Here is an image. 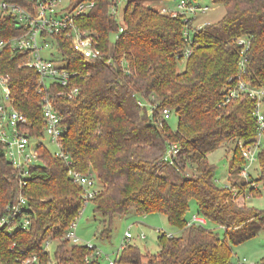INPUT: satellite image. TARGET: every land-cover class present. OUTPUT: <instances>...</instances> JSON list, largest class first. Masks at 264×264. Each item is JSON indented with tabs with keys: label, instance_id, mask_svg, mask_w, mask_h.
<instances>
[{
	"label": "trees",
	"instance_id": "trees-1",
	"mask_svg": "<svg viewBox=\"0 0 264 264\" xmlns=\"http://www.w3.org/2000/svg\"><path fill=\"white\" fill-rule=\"evenodd\" d=\"M11 1L30 7L27 0ZM71 1L73 7L94 2L76 23L97 40L102 58L86 63L71 42L55 38L67 56L65 67L83 74L77 79L79 95L56 98L55 105L65 127L63 148L73 167L102 185L92 200L94 212L103 217L101 238L111 237L116 215L161 213L176 235L160 233L159 251L147 264H231L233 247L264 230V212L239 207L232 194L255 182L261 188L250 192L264 193V142L258 152V176L250 173V180L241 176L246 160L238 147L240 142L245 146L255 142V102L243 92L224 103L239 79L241 38L248 43L242 79L251 87L264 86V0H212L226 13L195 29L183 70L178 66L188 42L182 16L162 14L146 4L155 0H127L121 25L111 14L112 0ZM121 26L124 31L112 42ZM23 32L24 25L14 17L0 19V37ZM28 58L27 53L1 52L0 74L10 77L13 104L29 119L30 135L37 138L43 136L45 121L39 77L25 65ZM144 101L150 102L151 112L140 106ZM164 110L178 116L175 130L163 118ZM229 143L230 185L221 188L209 154ZM174 144L179 146L175 156L168 154ZM36 148L40 162L31 167L24 187L19 171L0 150V213L22 193L27 198L24 213L30 216L27 229L0 228V264L29 257H37L30 264H101L87 245L65 238L82 208L81 187L69 177L61 158L46 145ZM192 200L197 213L223 234L208 226H187ZM46 241L56 242L53 257ZM115 261L142 264L140 248L128 243ZM258 264H264V257Z\"/></svg>",
	"mask_w": 264,
	"mask_h": 264
},
{
	"label": "built area",
	"instance_id": "built-area-1",
	"mask_svg": "<svg viewBox=\"0 0 264 264\" xmlns=\"http://www.w3.org/2000/svg\"><path fill=\"white\" fill-rule=\"evenodd\" d=\"M27 1L30 3V7L11 0H0V19L4 16H12L21 25H24L23 33L10 38L0 37V53L10 50L11 53L29 54L25 65L35 69L38 74V91L42 95L40 104L45 125L43 127V136L39 137V140H37L38 137H31L29 119L13 104L9 85L10 77L0 74V150L9 163L19 171L20 186L24 187L32 176L31 167L40 162L36 146L45 145L41 139L46 135L49 141L56 144L58 150L54 155L61 158L68 166V175L81 187V197L83 199L80 213L72 221L65 238L74 244H83L77 236L78 219L99 190L94 176L86 175L76 170L73 167L71 156L63 148L65 127L62 124V116L56 108L55 99L59 97L72 99L78 96L80 87L77 85V79L83 78V74L78 70L71 71L65 67L68 63L67 56L59 49L55 38L58 37L63 42H71L73 50L81 55L86 63L95 64L98 59H101L102 51L98 47L97 40L76 23V17L87 14L93 8L94 2H83L76 7L72 6L68 9L58 10L60 0ZM162 2H165V4L158 8L160 13L171 17H183V22L185 23L183 35L188 42V46L182 53L181 58L186 60L192 53L193 32L198 28L193 27L195 17L199 12H206L208 7L196 5L191 0H165ZM169 2L170 5L168 4ZM119 4V0H112L111 14L122 25V16L119 15L118 10ZM123 31L124 28L121 26L119 31L113 33L115 34V39H118ZM238 42L244 45L239 79L228 90L224 103L237 98L243 92H247L255 102L254 116L258 129L255 142L252 146H245L241 142L239 144L243 148V156L246 160L241 176L249 179L250 168L255 162H258V152L264 142V86L251 87L242 79L247 62L248 43L244 38L239 39ZM50 45H54L60 52V58H56L53 52L50 53V57L43 55V49ZM55 58L59 59L55 60ZM110 62L108 61V63ZM55 88L59 89L55 90ZM162 116L167 120L170 117V110H164ZM178 152L179 146L172 145L168 154L175 156ZM235 196L238 197V194ZM26 207L27 198L21 193L16 202L10 203L5 208V211L0 213V228L7 227L9 231H12L20 226L22 229H27L30 225V216L24 213ZM207 224V219L197 213L190 218L187 225L207 226ZM158 232L159 234L165 233L168 237L176 235L174 232ZM131 238V233L127 231L120 248L121 251ZM83 245H87L92 250V257H97V253L94 254L93 251L94 245L89 243ZM45 247L49 249L50 241H46ZM33 261H37V257L22 259L16 264H30ZM243 262H245V259L242 260L241 264ZM110 264L117 263L116 261H110Z\"/></svg>",
	"mask_w": 264,
	"mask_h": 264
},
{
	"label": "rangeland",
	"instance_id": "rangeland-1",
	"mask_svg": "<svg viewBox=\"0 0 264 264\" xmlns=\"http://www.w3.org/2000/svg\"><path fill=\"white\" fill-rule=\"evenodd\" d=\"M162 1L165 0H155L146 4H152L158 9L165 4V2ZM119 2V15L122 16V10L126 5L127 0H119ZM194 2L196 5L201 7H208L206 12H199L196 15L193 22V27L195 28L207 23L217 22L221 20L226 13L224 6L215 4L212 0H194ZM73 3L74 2L71 0H60L58 10L71 8ZM168 4L170 5V2ZM115 40V34H113L111 36V41L114 42ZM51 52L54 53L56 58L61 57L60 52L54 45L45 47L42 51L45 57H50ZM56 58L55 60L59 59ZM178 67L180 70H183L185 68V60H181ZM144 105L148 106L150 109V102L144 101L143 103H140V106L144 107ZM167 122L171 129L175 130L177 128L178 116L175 114V111H170V117L167 119ZM39 137L41 136H38L37 140H39ZM41 140L48 147L51 153L55 154L57 152L58 149L56 144L49 141L46 135ZM238 147H240L243 153V148L239 144ZM232 149L233 144L229 143L228 145H224L209 154V161L215 166V183L221 188H226L230 185L229 177L231 173L229 164ZM257 170L258 162H255L250 168V173L256 178L258 176ZM189 172H191V170H189ZM97 186L98 190L102 187L101 183H97ZM250 188H255L257 190L258 188H261V184L258 182H255L254 184L250 183L249 187L247 186L246 188L240 190H233L232 194L235 203L239 207L246 206L247 208L264 211V193L261 196H254V194L250 192ZM234 194H238V197ZM195 214H197V204L195 200H192L187 216L192 217ZM102 220L103 217L94 212L93 203L90 202L80 215L77 227V236L80 239V242L83 244L89 243L95 246L93 251L94 254L97 253V258L101 264H110V261L118 259L121 252L120 248L122 247L127 231L132 235V238L128 241V243L135 244L140 248L142 253V264H147L149 256L151 254H156L159 251L158 231L175 233L174 229L169 224L167 217L161 213H152L148 215H136L134 213H129L128 215L123 216L116 215L113 219L111 237L108 239L101 238L100 231L102 229ZM207 226L210 229H215L220 234H223V230L218 226L213 224H208ZM55 246L56 242H52L49 247L52 257L54 256L53 252ZM262 257H264V230H262L254 238L233 247L231 264H241L243 259H245L243 264H258Z\"/></svg>",
	"mask_w": 264,
	"mask_h": 264
},
{
	"label": "crops",
	"instance_id": "crops-1",
	"mask_svg": "<svg viewBox=\"0 0 264 264\" xmlns=\"http://www.w3.org/2000/svg\"><path fill=\"white\" fill-rule=\"evenodd\" d=\"M204 25H205V24H204ZM201 26H203V25H201ZM201 26H200V27H201Z\"/></svg>",
	"mask_w": 264,
	"mask_h": 264
}]
</instances>
